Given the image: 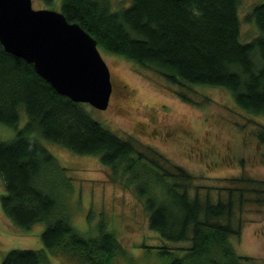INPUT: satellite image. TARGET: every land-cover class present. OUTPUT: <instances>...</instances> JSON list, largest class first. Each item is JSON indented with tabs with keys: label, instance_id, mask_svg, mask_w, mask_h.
I'll list each match as a JSON object with an SVG mask.
<instances>
[{
	"label": "trees",
	"instance_id": "1",
	"mask_svg": "<svg viewBox=\"0 0 264 264\" xmlns=\"http://www.w3.org/2000/svg\"><path fill=\"white\" fill-rule=\"evenodd\" d=\"M40 1L49 9L60 5L57 11L79 23L99 49L178 86L176 94L184 101L198 104L194 86L222 87L242 110L264 116V1L244 17L258 30L247 42L242 41V0H128L119 6L113 0ZM87 105L58 93L33 64L8 53L0 43V124L16 130L10 139L0 136L5 188L0 201L15 226L29 230L45 223V248L71 264L139 261L127 255L108 221L97 222L95 234L73 225L66 194L72 188L68 168L42 138L76 154L99 156L110 168L112 181L141 201L152 231L166 242L190 243L170 247L161 240L164 245H143L147 261L155 251L164 264H262L239 254L231 238L241 234L239 212L250 195L256 203L264 202V180L228 178L233 184H247L218 188L225 194L220 192L214 200L213 188L197 184L188 169L152 147L140 148L135 140L122 138L93 118ZM21 109L27 116L22 127ZM256 134L264 143V124ZM1 264H49V256L45 250L11 249Z\"/></svg>",
	"mask_w": 264,
	"mask_h": 264
},
{
	"label": "rangeland",
	"instance_id": "2",
	"mask_svg": "<svg viewBox=\"0 0 264 264\" xmlns=\"http://www.w3.org/2000/svg\"><path fill=\"white\" fill-rule=\"evenodd\" d=\"M32 1L35 9L49 8L40 0ZM262 1L242 0V41L257 35L256 26L244 17L253 5ZM127 2L113 0L116 6ZM50 7L60 9V5ZM100 52L110 68L113 91L107 109L86 106L93 118L122 138L135 140L140 148L152 147L174 164L188 169L197 177V184L213 188L214 200L220 197V192L225 194L218 188L247 184H233L228 178L264 180V143L256 134L259 124H264V116L242 110L232 94L222 87L194 86L195 95L200 99H195L198 104H191L176 94L181 90L178 86L170 85L153 71L102 48ZM20 113L22 127L27 116L24 109ZM15 131L0 124L3 140L12 138ZM41 142L68 168L72 188L66 193L67 201L73 225L78 230L95 234L97 222L104 219L117 233L127 255L139 260L136 264H141L140 259H145L147 264H164L155 251L147 261L143 245H164L166 241L150 229L147 213L136 194L112 181L110 168L102 164L99 156L76 154L42 138ZM4 193L0 178V198ZM249 199L239 212L243 221L241 234L232 237L231 242L239 254L264 264V202L256 203L252 194ZM44 229L45 223L29 230L15 226L3 212L0 201V264L11 249L45 250L49 264H71L45 248L41 238ZM166 243L170 247L190 244ZM124 261L121 259V263Z\"/></svg>",
	"mask_w": 264,
	"mask_h": 264
},
{
	"label": "water",
	"instance_id": "3",
	"mask_svg": "<svg viewBox=\"0 0 264 264\" xmlns=\"http://www.w3.org/2000/svg\"><path fill=\"white\" fill-rule=\"evenodd\" d=\"M0 43L73 101L107 109L113 84L97 40L57 10L32 0H0Z\"/></svg>",
	"mask_w": 264,
	"mask_h": 264
}]
</instances>
